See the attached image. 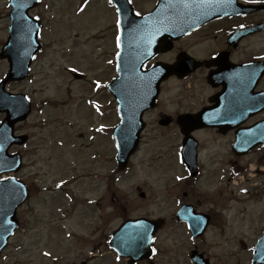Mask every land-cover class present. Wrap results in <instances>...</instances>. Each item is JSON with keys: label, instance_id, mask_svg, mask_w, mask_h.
Listing matches in <instances>:
<instances>
[{"label": "rangeland", "instance_id": "1", "mask_svg": "<svg viewBox=\"0 0 264 264\" xmlns=\"http://www.w3.org/2000/svg\"><path fill=\"white\" fill-rule=\"evenodd\" d=\"M7 0H0V43L3 42L6 38V28L8 26L7 14L9 12L8 8H4ZM50 7V14H53L52 18L48 11L43 12V17L45 18V50L41 55L40 61L36 64L33 69V76L28 82H22L19 84H12L10 91L13 92H26L28 93L34 102L37 104V108L32 114L33 116L26 122L22 127H20L21 133L27 132L31 136L34 137L33 141L28 145L33 148L37 157V168H39V174L41 175L40 181L43 186L48 184H53L59 182V180L72 178L71 176H66L64 174V167L56 166L51 161H46L49 158H52L54 161H58L62 159L61 151L56 150L57 148L56 142L57 140H61V133L63 131V125L61 124V115L59 112L61 108L58 107V102L70 103L66 106V111L69 119L73 118V123L76 122V118L78 113L82 111L79 107L76 110V102L75 100L78 97H81L84 92V88H86L87 84L70 81L71 78L69 73L64 70V66L71 64H76L79 69L85 71L88 69L90 72L95 73L96 76L99 74V68L104 64L99 62L95 64L93 62L92 56L95 55L96 47L94 43L88 42L89 36L91 33L97 32L99 28H104L105 24L109 21V16L107 14H103L102 16L97 14V11L103 12L102 5L99 0H92L91 5L88 6L85 10V16L82 19L81 26L82 30L78 34L76 30H80L77 26V20L70 15L69 9L71 6V0H49L48 1ZM87 32V35L86 33ZM76 35V36H75ZM82 36V43L79 45L77 40ZM98 37V36H95ZM69 41L72 45L65 43ZM55 42V45L52 43ZM52 44V45H51ZM258 44L257 42L254 45ZM65 45L64 49L68 52V54L61 55L60 52L55 51V47H62ZM98 48V47H97ZM6 63L0 60V77L6 72ZM95 76V77H96ZM76 111V112H75ZM75 114V115H73ZM69 134L72 135L74 129H68ZM172 133L164 132L161 133L162 136H169ZM50 140L52 147L49 148L47 141ZM80 142V141H78ZM77 142V143H78ZM172 143H175V140H172ZM74 164H77V161H74ZM125 185L129 186L130 183H126ZM71 188L77 193L80 198H91L96 196V192L92 189L71 186ZM148 190V195H150L148 202L146 205H137L135 209H130L129 213L134 215H144L146 212L150 215V217L157 218L161 216H165V205H159V200L154 201L156 198L157 187H146ZM88 190V193L84 194V191ZM45 199L52 198V194L48 193L43 196ZM43 198L34 199L33 205L37 208V213L34 215L33 219L30 220L32 223V227L34 228L33 234H29L28 244L23 243V249L19 250L18 255H20V259L23 260L22 254H30L31 255V263L30 264H49L47 260L41 257L40 250H46L49 253H58V257H63L62 262L66 263H77L78 259L82 257L88 258L92 252L95 251L94 244L98 241L103 242L104 237L110 234L114 228L118 225L119 220L116 219V216H111L108 214L111 210L107 209L105 217L106 227L102 229L103 231L100 233L94 232L91 236L93 237L94 243L89 241L87 244H82V240L79 236L87 231L92 233V228L94 224L97 222L90 217V211L85 209V212L82 213L78 217L79 227L73 225V222H69L66 224L65 219L62 220L65 224L67 230L63 231L57 224L51 223L55 222V220L59 216V203H55L54 206H49L48 208L44 207ZM50 204H53V201H49ZM64 202V200H63ZM149 203L152 204V207L147 206ZM105 219V220H106ZM105 223V222H104ZM169 228L164 230L159 237L162 238L159 247L165 250L166 238H169L170 241L173 240L176 242L187 241L188 236L183 231V228L180 226L176 228L171 224L168 226ZM235 231V242L230 244V247L225 245L222 249H215L214 256L215 264H248L250 260V253L248 251L249 245L254 240V231L247 228V226L238 225L234 229ZM69 233L71 235L70 238L65 239L64 236ZM211 234H214L211 232ZM220 240V237L217 236ZM21 238V237H19ZM34 238L38 240L35 241ZM241 241L244 245H241ZM21 243L19 240L16 241L15 244ZM98 248H103L101 244L97 245ZM181 256V254H179ZM181 258V262L186 264L185 259ZM97 257H92V261L90 264H100V262L96 261ZM61 262V263H62ZM104 264H114L108 257L105 258ZM175 264V261L173 262Z\"/></svg>", "mask_w": 264, "mask_h": 264}, {"label": "flooded vegetation", "instance_id": "2", "mask_svg": "<svg viewBox=\"0 0 264 264\" xmlns=\"http://www.w3.org/2000/svg\"><path fill=\"white\" fill-rule=\"evenodd\" d=\"M245 2V1H243ZM246 1L244 4H247ZM255 4L253 2H249ZM255 13V15H248L246 13L239 14L234 17H227L223 21L208 23L202 27L194 30L190 35L181 38L180 40L172 43V47L168 52L160 53L159 57L151 64L156 62H164L166 64H174L181 61L183 65L182 75H187L183 79H179L177 76L167 79L161 85L170 87L173 93V104H186L187 109H180L171 116V125L169 128L173 130L174 137L178 138L176 148L173 147L175 160L180 161V149L184 139L180 129L177 126V117L181 114L195 115L199 111L206 109V107L217 106V110L221 107L223 100L226 102V113L235 110L234 105L231 104V99L246 98L242 94L239 96V91L232 92L233 97H229V76H222L218 74L220 65H224L225 61L231 62L234 66H247L245 71L239 70L236 73V78L240 80H246V83L250 84V93L264 92V73L258 78L257 84L253 83L254 75H258L257 69L251 66L252 63L259 61L260 69L264 72V43L261 48L251 49L250 42L259 36L258 41L263 40L264 35V17ZM260 26L262 29L254 34H250V27ZM110 40L113 43L116 42L118 37L117 31L110 34ZM197 60L199 65L198 69L190 72L188 68L189 58ZM149 65V67H150ZM188 73V74H187ZM231 90V89H230ZM231 91H234L232 89ZM225 93L227 97H222ZM237 94V96H236ZM249 104L254 105V102ZM257 104V100H256ZM154 112L156 120V109ZM152 113H146L144 118H147ZM211 114L207 115L208 118ZM225 113H221L220 117L224 119ZM160 115H157V120H160ZM156 120V123H157ZM223 121V120H222ZM260 122H264V109L259 113L251 114L243 123H240L238 128H248L250 126H257ZM225 123L221 122L220 127L211 126L213 130V141L220 143L219 152L215 158L210 159L215 161L212 165L216 168V172L206 171L204 163L201 160V153L209 150V144H205L202 148L198 135L200 132L207 131L205 129H197L192 132L191 135L197 139V157H196V171L200 174L195 177H189L185 173V178L182 179L178 189L182 195V202L186 205L193 206V209L197 213H205L210 217V221L215 215L219 217V228L222 226V222L225 220V215L233 207V191L231 188L235 179L240 180L242 187L246 188V193L243 195L242 203H261L264 198V145L254 146L251 151L247 153H238L240 149L234 148L237 141L235 130L225 129ZM254 134L252 136H245L242 138L243 144L250 143L251 140H255ZM253 166L255 170L254 177L247 178L249 176L248 171ZM217 177L219 180L218 188L214 187L210 195H201L198 193L196 185L198 181H202L204 184H212L209 182L211 176ZM221 177V179H220ZM174 185L173 182L170 181ZM223 189H227L230 193L222 192ZM230 195L231 197H227ZM255 220L258 219L257 215H254Z\"/></svg>", "mask_w": 264, "mask_h": 264}, {"label": "water", "instance_id": "3", "mask_svg": "<svg viewBox=\"0 0 264 264\" xmlns=\"http://www.w3.org/2000/svg\"><path fill=\"white\" fill-rule=\"evenodd\" d=\"M22 1H26L29 3L30 0H13V4L15 5V12H14L15 23H17L19 21V19L20 20L22 19L21 14L24 13L25 9H26V8L25 9L20 8L18 6V3L22 2ZM16 34H17V30L14 29L12 31L13 39H15ZM8 79H10V77ZM143 242H144V240L140 239V238H137L135 240H131L128 244L127 250H129L132 254H134L139 250V248L141 247ZM255 255H256L255 259H257L256 260L257 264H260V262L262 260H264V245H262L261 248L255 252Z\"/></svg>", "mask_w": 264, "mask_h": 264}, {"label": "snow or ice", "instance_id": "4", "mask_svg": "<svg viewBox=\"0 0 264 264\" xmlns=\"http://www.w3.org/2000/svg\"><path fill=\"white\" fill-rule=\"evenodd\" d=\"M109 2L111 3L112 0H109ZM117 23L119 24V21ZM149 43H151V40H149ZM117 46L119 47V37L117 38ZM73 71H75V69H73ZM131 239L135 240V239H137V237L133 236V237H131ZM117 259H119V257H117Z\"/></svg>", "mask_w": 264, "mask_h": 264}]
</instances>
